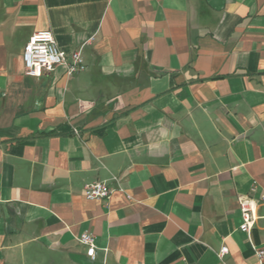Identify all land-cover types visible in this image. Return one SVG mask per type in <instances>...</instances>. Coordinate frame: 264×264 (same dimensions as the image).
<instances>
[{
  "label": "crops",
  "instance_id": "0c3cea01",
  "mask_svg": "<svg viewBox=\"0 0 264 264\" xmlns=\"http://www.w3.org/2000/svg\"><path fill=\"white\" fill-rule=\"evenodd\" d=\"M263 197L264 0H0V264H264Z\"/></svg>",
  "mask_w": 264,
  "mask_h": 264
},
{
  "label": "built area",
  "instance_id": "2783aa9c",
  "mask_svg": "<svg viewBox=\"0 0 264 264\" xmlns=\"http://www.w3.org/2000/svg\"><path fill=\"white\" fill-rule=\"evenodd\" d=\"M22 58L26 74L36 78L53 71L57 66H64L69 75L84 71L87 68L81 50L68 54L60 48L51 31H39L32 34L24 47ZM114 179L117 178L114 177ZM84 192L86 198L90 200H101L110 198L114 188L105 181L97 180L86 184ZM240 210L243 217L240 229L251 237L258 218L257 204L250 198H241ZM79 240L88 246L87 254L94 258L97 249L95 235L90 232H83ZM228 251L229 248L226 245L222 246L218 254L219 257L222 259ZM257 255L259 259H263L264 249L257 248Z\"/></svg>",
  "mask_w": 264,
  "mask_h": 264
}]
</instances>
